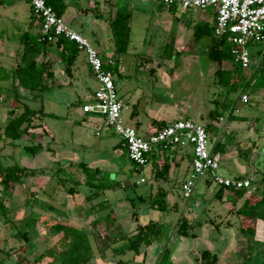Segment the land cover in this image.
I'll return each instance as SVG.
<instances>
[{"label": "rangeland", "instance_id": "rangeland-1", "mask_svg": "<svg viewBox=\"0 0 264 264\" xmlns=\"http://www.w3.org/2000/svg\"><path fill=\"white\" fill-rule=\"evenodd\" d=\"M28 2L29 0H0V40L5 38L8 43V46H4L6 43L0 46V61L15 63L20 58L18 40L20 34L27 29L26 22L30 17ZM132 5L131 49L128 52H135L134 47L145 51L152 43L158 47L159 54L163 55L159 57L162 67L157 68L158 73L154 75L137 69H132L128 75L123 76L116 72L115 81L120 83L117 87L119 98L123 97L126 90L135 95L130 101L134 99L137 101L139 97L137 109L141 111L143 117L156 116L159 111L165 109L168 117L191 118L203 125L209 122L216 124L217 130L210 131L209 138L212 147L219 140L225 146L224 150L219 151L221 154L219 170L231 176L236 174L239 168H243L247 175L254 176V188L251 193L262 194L264 192V87H248L246 90L250 91L247 92L249 100L243 102L240 88L228 92L227 86L218 83L215 75L217 64L208 57L207 47L204 45H207L210 36H205L200 41L196 40L193 35L195 22L189 21L190 18L197 21L201 17L212 16V9L188 10L181 6L169 9L158 1L146 0H133ZM93 12L96 14V17L94 15L96 19L107 17L103 13L102 16L97 17V14L101 13L97 9ZM76 29L97 50L101 48L100 42L109 43L110 37L114 41L112 30H101L96 27L95 22L86 25L83 30L79 27ZM179 35L182 39L180 46H177L174 39ZM249 48L252 53V62L249 68L243 69V76L250 78L256 70V76L261 77L264 83V41L250 43ZM58 50L56 44L49 46V56L55 73L49 81V87L41 97L28 98L30 93L27 89L19 88L22 101L36 109L43 106L45 112L53 113V115L44 116L43 128L40 126L34 129L33 127L16 140L6 137L0 127V168L5 170L14 163L41 165L54 175L49 178L51 181L46 186L48 190L51 189L50 185L55 179L66 178L67 187L78 185L77 191L72 193L77 200L76 203L87 208L84 213L96 218L101 217L100 222L103 225L107 224L111 217L127 219L135 216L145 221V218L150 215V218L161 222L163 230L161 237L150 245L154 247L150 251V261L156 253L159 257L157 261H159L162 252L168 248L170 252L168 264H172V261L179 262V257L181 259L186 257L188 264H190L189 259L196 264L197 259L201 260L202 249L210 247V243L219 240L217 246L225 252L219 264H264V219L258 213L240 219L237 202L243 198L233 193L231 198L235 202L231 200L232 204L225 203V194L221 197L217 195L219 185L213 181L201 182L195 194L185 198L181 191V181L186 176H176L174 187L169 186L174 189L170 190V195L166 198L167 207L164 210L158 209L157 205H154L155 209L152 207L150 197L155 195L157 187L164 184V181L156 178L153 163L142 166L141 170H136L132 168L133 163L129 161L126 154L117 156L115 145L121 137L112 129L103 130L100 135L96 133L100 128L98 127L100 124L96 122V113L82 111L84 103L93 102L92 91L96 81L82 64L83 54H80L78 63L82 80L78 83L77 80H72ZM128 52L124 55L127 60L133 56H130ZM141 53L139 52L138 56ZM143 59L145 58H142L141 63L145 65ZM222 67L231 69L233 63L224 61ZM5 76L0 67V93L7 95L6 84L10 81H7ZM11 98L12 96L7 95L6 100L10 101ZM6 100L0 101V125L4 124L3 120H6L11 106L15 113L23 110V105L15 98L11 106L5 103ZM216 101L225 103L226 109L222 115L213 118L210 113L217 107L222 109L219 105L217 106ZM127 108L123 109L122 117L128 124L136 126L129 114L133 108L131 102L127 104ZM34 122H40V120L35 118ZM47 128L55 135V138L48 136L43 138L47 135L44 134L43 129L47 130ZM38 143H42L44 147L35 153L25 149V145ZM84 164L88 167L86 168ZM57 167H61V174L52 172ZM95 168L99 169V173L93 174ZM77 170L81 173L82 182H75ZM142 177L145 178L144 181L141 180ZM36 178L37 176L23 175L24 181L12 183L11 189L5 190L0 177V186L3 187L0 189L2 194L0 200L5 203V200H9L12 196L11 198L15 201L11 205L9 203V210L0 201V261L2 264H47L62 250V240L57 231L53 233L55 230L53 226L59 221V217H67L71 214L68 211L73 208L74 197L71 199L63 189L64 191L57 192L59 196L57 201H48L51 205L49 206L48 199L43 203L42 191L39 190L44 187L38 185L39 181L36 182ZM32 182H36L35 192L39 193L41 198L39 197L40 199L35 203L30 201L28 204L27 196L34 191L28 189ZM99 184L107 187L100 191L99 196H93ZM164 185H168V182ZM88 196L93 197L89 199ZM139 196L146 197V201L141 202ZM65 197L66 205L63 201ZM198 201L200 205L194 206ZM27 216L29 219L36 220V226L40 229L44 228L45 231L34 230L35 222L26 221ZM183 220L187 222L186 228L189 234L187 236L182 234ZM204 222H208V226L216 230L209 241L205 239L207 231L205 227H202ZM227 225L232 226L230 229L233 232V235L231 234L233 241L238 234L239 226L244 227V232H247L245 228L248 230V227L252 226L255 230L253 240L241 242L238 251H235L236 248L232 251L230 247H225L226 241H220V230ZM137 227L131 231L136 232ZM104 229L102 227V231ZM25 231L27 236L24 235ZM193 233L199 234L203 239H195L192 236ZM247 233L249 237V232ZM102 234V238L96 239L93 236L90 238L89 250L81 244L80 257H90L87 264H96L99 261L96 254L99 252V247L112 242L111 236L103 232ZM60 235L64 236V233ZM73 235L76 236V234ZM68 241L71 242V238H68ZM113 246L114 244L107 246L109 251H113ZM178 249L181 250H179L180 253L186 252L187 256L176 253L175 250ZM195 249L201 250L196 254ZM46 251L48 254L42 255ZM132 254L134 251H128L123 255L126 258ZM177 254L180 256H176Z\"/></svg>", "mask_w": 264, "mask_h": 264}, {"label": "crops", "instance_id": "crops-1", "mask_svg": "<svg viewBox=\"0 0 264 264\" xmlns=\"http://www.w3.org/2000/svg\"><path fill=\"white\" fill-rule=\"evenodd\" d=\"M63 1L65 2L66 8H65V11L62 14V16L65 18L66 22L68 24H70L77 31H78V29H76V27H79L80 29L83 30L86 25H89V24L94 23V22L96 24V27H98L101 30H106V29L112 30V21L116 17L118 8L128 7L131 10V12L133 10V5H132L133 0H63ZM146 1L151 2V1H156V0H146ZM28 4H29V10H30V14H29L30 17H29V20L26 22L27 23L26 24L27 29H25V31L29 30L35 34H39L40 28H41L40 19H39V17H37L33 13L30 2H28ZM96 9L98 12H101V13L97 14V17L102 16V13H103V15H106L107 17L98 18V19L94 18V15L96 17V14H94L93 10H96ZM99 9H101V10H99ZM214 14H215V12L212 11L211 12L212 16L201 17L199 20L197 19V21H210V19H214V17H215ZM190 20L192 22L193 21L197 22L196 20H193L192 18H190L189 21ZM189 21H187V22H189ZM130 25H131V23H130ZM74 26H76V27H74ZM24 32H22L20 34L19 40H18L19 41L18 44H19V48H20V52H18V54H20V58L15 63H7L5 61H0V67L2 68V70L4 71V73L6 75L5 76L6 80L10 81V82L12 81V83L8 82L6 84L7 85L6 92H7V95L12 96L11 100L10 101L6 100L7 95L5 93L1 92L0 93V101L6 100L5 103L10 105V106L13 103V98L15 97V94L19 92V88L22 89V87L19 85V81H18L17 76H16V68L19 65L20 60H21V53H22L21 49L23 48V45L20 42V37ZM181 39H182V37L180 35L175 37L174 41L176 42L175 44L177 46H180V40ZM109 41H110L109 43H107L105 41L100 42L99 44L101 45V48L98 51L100 52V54L103 56L104 59L107 60L109 58H112L114 60L115 63L112 66L117 64V71L116 72L120 76L128 75L129 72L132 71V69H137V70H140L142 72L148 71L152 75H154V74L158 73L157 68L160 69L162 67V63L160 62L159 57H163V55L159 54L160 52L158 51V47L152 43L149 44V46L147 47V49L145 51L142 49H139L137 47H134L135 52H128L129 49H131L130 43H129L128 50L117 56L115 54V42L112 40L111 37L109 38ZM3 43H6L4 46H8L7 40L5 38H2V40H0V46H2ZM53 44H56V42H53ZM204 45L207 47L206 44H204ZM206 50H207V48H206ZM127 52L129 53L130 56L133 55L132 58L129 60H127V58H124V55H126ZM139 52H142V53L139 54V56H138ZM80 54H83L82 64L87 69V71L91 75V77L94 78V76L90 70V67L88 65L86 54L83 51L79 50V53H78L76 59L74 60L73 64L71 65V71H70V73L68 72L70 74V76L73 78L72 80H77V83L79 80H82L81 79L82 73L79 70V64H78L79 59L81 57ZM142 54H145V55H142ZM45 56H47V57H45ZM45 56L40 54L37 57L38 61L43 62L46 60V58L50 59L49 51H48L47 55H45ZM130 56H129V58H130ZM142 58H145V59H143L145 65H143L141 63ZM154 67H156V68H154ZM51 69L53 70L52 64H51ZM95 81H96L95 86H94L93 91H92L93 94H94L95 89L98 87V82L96 79H95ZM115 83H116V81H115ZM116 85L118 87V86H120V83L117 82ZM252 91H263V90H252ZM244 92H250V91L245 90ZM132 96H135V95L131 94V92L129 90H126V93L123 95V97H121V101L123 102V109L125 107H126V109H128L127 104H129V102L132 103L133 108L129 114H130L131 118L133 119V121L136 123L137 129L142 134H148V133L154 131L156 128H158L157 125L154 123L155 120H166L168 123H170L176 119H179V117H168V116H166L167 111L165 109H162L161 111H159V113H157L156 116H151L150 118L143 117L141 111L139 109H137V105L140 102L139 97H138L137 101H135V99L130 101ZM86 103H84V104H86ZM12 109L13 108L11 106V108L8 110V116H7L6 120L5 119L3 120L4 124L0 125V127H2V130H1L2 132L5 131V126L11 117V110ZM82 111H83V109H82ZM84 113H91V112H84ZM92 113H95V112H92ZM147 114H148V112H147ZM96 122H98L100 124L98 126V127H100L98 130H101V133L103 130L108 129V128L104 127V118L98 112H96ZM47 130H48L49 134H47L46 137H44L45 136L44 135L43 138L44 139L48 138V137H52V138L54 137L55 138V135H53V133L49 130V128H47ZM97 131H96V133H97ZM98 135H100V134H98ZM12 144L15 145L13 142H12ZM212 150H213V147H212ZM115 152H116V155L119 157L126 154L129 161H131L129 156H128L126 147L124 146L122 140H120L117 143V145H115ZM163 156H165V157L167 156L168 162L170 163V168H169L167 177L166 178H162V177L158 178L156 176L155 177L157 179L163 180L164 184L166 182H168V185L160 184L157 187L154 194L156 195V193L159 190H164L166 192V195H165V200H166V198L169 197V195H170V190L174 189V188L173 189L171 188V187H174V177L181 176V175L186 176V177L182 178L181 186H182V182L187 178L189 171L191 169L192 153H191V148H188V147L187 148L168 149V150H165V152L164 151L159 152V149L155 148L150 153L149 161L147 164L153 163L154 170H155L156 163L162 164ZM14 164H19V163H14ZM132 165L133 164H131V166ZM20 166L28 168V170H29V173L27 174L28 176H30V177L31 176H33V177L37 176L36 182L39 181V182H37V183H39L38 185H41L44 187L43 189L39 190V191H42L41 195L43 196V199H42L43 203H45L44 200L48 199L47 204L49 206H51L49 202H54L55 200L57 201V199L59 198V196L57 195V192L59 193V192H61V190L64 189L68 193V196L72 199L74 197V195L72 193L77 191V189H78V187H76L78 185H76V186L70 185L72 187V190H73V192L72 191L70 192L68 190V188L70 186L67 187L65 185L66 178L60 177V180H58V178H57L52 182V184L50 185L51 189L48 190V189H46V186L49 183V181H51L49 178H50V176H54L49 169H45L43 166L36 165V164L20 165ZM132 168L136 169V170H141V168L140 169L135 168L134 165L132 166ZM1 169H3V168H1ZM96 171H98V173H99V169L95 168L93 170V174L96 173ZM52 172L53 173L56 172L57 174H61L62 169H61V167H57V168H54L52 170ZM88 172L90 173V171H88ZM247 174L248 173H246V170L244 171L243 168H239L238 172L234 175H231V176H241V175L247 176ZM76 178L77 179L75 180V182H82L81 173L78 170L76 171ZM142 179L145 180L144 177H142L141 180ZM144 180H142V181H144ZM22 181H24V180H22ZM36 182H32V184L31 183L29 184L28 189L34 190V191H31L29 193L30 194L29 196H31L33 198H30L29 196H27V203L28 204L30 203V201L32 203H35L36 201H38L41 198L40 194L35 192L34 186L36 187ZM126 182H127V180H126ZM170 185H171V187H169ZM31 186H33L32 189H31ZM0 189H3V187L0 186ZM4 189L9 190L11 188L10 187L5 188V186H4ZM252 189L251 190L247 189V191L244 193V195H242L240 197L238 196L239 198L244 199V200L239 199L238 200L239 202H237L239 204L237 211H238V215L240 216V219L243 217L244 218L247 217L241 213L239 208L243 205L245 199L250 194H252L251 193ZM233 193H234L233 191H230L228 189H224L223 194H225V199H226L225 203L232 204L230 201L232 200L231 195ZM154 196H151L150 199L152 202V207L155 209V207L153 205L154 201L152 199ZM0 197H2L1 192H0ZM11 197L9 198V200L8 199L5 200V203H8V204L2 203V201L0 200L1 203L5 205L7 210H9L10 205L15 202L14 199H12ZM142 197H143V199H140V201L141 202L146 201V197H144V196H142ZM64 199H63V201L65 202L64 205H66L67 199H66V197ZM76 201L77 200L74 197V204H72L73 208H72V210L68 211V213H71L73 215L69 214V216H67V217H63V216L59 217V221H57V222L65 223V224H68L69 226H73V227H76L78 229H81L87 233L89 238H92V236L96 239L102 238V235H103L102 232H103L104 234L106 233V234H108V236H111V238L113 240L115 237H117L121 233H127V232L133 233L131 230L135 229L139 224H143V223H145V221H148L149 219L147 220V218H150L149 217L150 215H149L148 217L145 218V221H141V219H139L138 217H135V216L129 217L127 219H124V218L118 219L117 217H111V218H109L108 223L103 225L100 222L101 217L96 218V217H92L90 214L84 213V212H86L87 208H84V206L78 202L76 203ZM232 202L234 203L235 201L232 200ZM9 203H10V205H9ZM198 205H200V201L195 203L194 206H198ZM166 206H167V200H166ZM83 213L85 216L83 215ZM147 214H148V212H147ZM150 219H152V218H150ZM25 220L30 222L33 219L32 218L29 219V216H27V219H25ZM33 221L35 222L34 226H33L34 230H37V231H41V229L44 230V228L40 229V228H38V226H36V224H37L36 220H33ZM38 223H41V222L38 221ZM41 224H43V223H41ZM203 224H204V226H202V227H205V231H207V235H206L205 239H207L209 241V238L212 237L213 232L216 230L211 229V227L208 226L209 225L208 222L207 223L204 222ZM102 227L105 228L103 231H102ZM231 227L232 226L227 225L220 230V237H221L220 241H226L225 247H230V249H232V251H233V249L236 248L235 251H238L240 243L243 241L245 242V241L249 240L248 233L244 232L243 226H239L238 227V234L235 235L236 241H235V239L233 241V240H231V238H233L232 237L233 232L230 229ZM53 233H56V231L53 230ZM61 233H64V231L58 232L59 237L63 238L64 236L60 235ZM24 235L27 236V231L24 232ZM192 236L195 239H203L197 233H193ZM218 241L219 240H215L214 243H210L211 244L210 247H204L203 248V249L208 248L218 255V261L216 264H219L220 261H222V257H224V254H225V252L222 251L220 249V247L217 246ZM152 249H154V247H152V246H150V247L149 246H147V247L142 246V248L140 249L139 252L134 251V254H132V256L125 258L124 257L125 255H123V254H126L128 252H126V253H115L114 251H111V250L109 251V248H107V245L102 246V247L100 246L98 249L99 252H96V254H98L97 260H99L96 262V264H118L119 260H127L128 264H134V263L135 264H159V261H157L159 258L157 253L151 261L149 260L150 251ZM179 250L180 249L175 250L176 253H180L181 250L180 251ZM195 250H197V252H196V254H197L200 252L201 249H195ZM108 253H111V254H108ZM185 253L183 251L180 254H185ZM194 254H195V252H194ZM172 255H174L173 252H172ZM178 255L179 254H177L176 256H178ZM185 255L187 256V254H185ZM138 257H140V259ZM195 258H196V256H195ZM197 260H196V264H202L201 260H198V261ZM178 261L179 262H177V263H174L172 261V264H180V263L188 264L186 257H184L183 259H181L179 257ZM189 263L194 264V261L189 259ZM0 264H2L1 261H0Z\"/></svg>", "mask_w": 264, "mask_h": 264}, {"label": "trees", "instance_id": "trees-1", "mask_svg": "<svg viewBox=\"0 0 264 264\" xmlns=\"http://www.w3.org/2000/svg\"><path fill=\"white\" fill-rule=\"evenodd\" d=\"M46 2L52 6L57 14L62 15L64 13L66 6L63 0H46ZM160 4L165 6L163 3ZM174 7H176V5H172L169 8L172 9ZM214 15L215 17L212 21L195 22L193 25V35L198 41L202 40L205 36H210L209 42L207 43V55L214 63L217 64L215 75L218 78V83L227 86L228 92H232L240 88L242 93L250 86L264 87V83H262L261 80L262 78L256 76V70L250 78H246L243 76V68L240 64L233 62V68L231 69L222 67L223 62L232 61L233 56L231 53V43L228 37L215 34L214 27L216 14ZM131 17V10L128 7H121L118 8L116 17L112 21V33L115 42V54L117 56L128 50L131 40ZM20 42L23 45V48L20 63L16 68V76L19 81V85L22 88L27 89L28 93H30L28 98L30 97L36 99L42 96V93L49 87V81L54 76V72L51 69V60L46 58L45 61L39 62L37 57L40 54L43 56L47 55L49 46L52 45L53 42L42 40L40 38V33L35 34L29 30L25 31L21 35ZM56 45L59 48V54L62 60L66 64V71L70 73L71 65L79 53L78 46L75 42L70 41L65 37H60L56 42ZM110 68L115 73L117 71V64L111 66ZM14 98L20 101L23 105V110L19 113H15L14 110H11V117L6 124L4 131L5 136L10 139H19L24 133L29 132L33 127L34 129L40 126L43 128L44 116L53 115V113L45 112L43 106L38 109L30 107L25 101L21 100L22 95L19 92L15 94ZM216 104L222 109L220 110L218 107L215 108V110L210 113V116L213 118L222 115L226 109L225 103L217 102ZM35 118L39 119L40 122H34ZM154 123L158 128L168 124L166 120H155ZM205 127L208 130V133L210 131L216 132L217 130V126L216 124H213V122H209L205 125ZM43 132L44 134H48L46 129H43ZM43 147L42 143L25 145V148L32 153H35L38 149ZM224 147L223 143L219 140L213 147V152L224 150ZM160 148L159 152H165V150ZM162 161V164L156 163L154 172L157 177L166 178L170 168V163L168 162L167 156H163ZM84 165L86 168L88 167L86 164ZM133 165L135 168L140 169L135 166L134 163ZM28 173V168L20 166L19 164L8 166L5 170L0 168L1 182L4 184L5 188H9L12 183L22 181L23 175H27ZM96 173H98V171H96ZM239 177L244 176L241 175ZM209 181L212 180L209 178L206 182ZM106 187V185L99 184L98 190L93 193V196H99L100 191H103ZM224 189L233 191L234 194L239 197L244 195L247 191L246 188L233 189L219 186L217 191V195L219 197L223 195ZM68 190L73 192L71 186ZM165 195L166 192L164 190H159L153 198V205H157L160 210H164L167 207ZM93 196H88V198L90 199ZM139 198L143 199L142 196H139ZM239 209L244 216L258 213L264 219V192L260 195H255L253 193L250 194ZM186 223V220H183L181 223V228H183L182 234L185 236L189 235ZM53 227L57 232L64 231V237L61 238L62 250H60V253L47 264H87L90 257H80V248L82 247L81 244H83L86 250L90 249V238L87 233L65 223L56 222ZM245 230L249 232L250 242L253 240L255 230L252 226L248 227V230L245 228ZM162 231L161 222L149 219L147 222L138 225L136 232L121 233L115 237L109 245L114 244L113 251L115 253H126L128 251L139 252L142 246H150L158 240L161 237ZM73 234H76V236ZM68 238H71V242L68 241L69 245H67ZM109 245L107 244V246ZM169 253V249L165 248L162 252L159 264H168ZM46 254H48L47 251L42 255ZM200 259L202 260V264H216L218 261V255L210 249L205 248L201 252ZM118 264H128V261L119 260Z\"/></svg>", "mask_w": 264, "mask_h": 264}, {"label": "built area", "instance_id": "built-area-1", "mask_svg": "<svg viewBox=\"0 0 264 264\" xmlns=\"http://www.w3.org/2000/svg\"><path fill=\"white\" fill-rule=\"evenodd\" d=\"M166 7L181 6L184 9H212L216 14L214 31L216 35L227 36L231 43L232 63L243 69L252 62L250 43L264 41V0H156ZM33 13L40 19V38L57 42L60 37L73 41L86 54L88 65L98 82L93 102L83 105L84 112H98L104 118V127L117 133L126 147L130 160L141 168L149 161L155 148L168 150L191 148L192 162L187 178L182 182L181 191L185 198L192 197L201 182L211 179L225 188L254 187V176H229L220 168L221 154L213 152L208 130L205 125L191 119L179 118L166 126L156 128L148 134L139 132L136 126L128 124L122 117L123 102L118 96L114 71L115 62L104 59L89 40L68 24L62 15L47 4L46 0H29ZM241 100L248 102L247 92L241 93ZM98 134L101 130L97 131ZM144 180V179H142Z\"/></svg>", "mask_w": 264, "mask_h": 264}]
</instances>
